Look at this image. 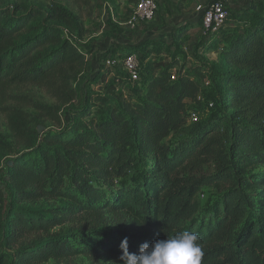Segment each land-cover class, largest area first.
<instances>
[{
    "label": "trees",
    "instance_id": "16d2710c",
    "mask_svg": "<svg viewBox=\"0 0 264 264\" xmlns=\"http://www.w3.org/2000/svg\"><path fill=\"white\" fill-rule=\"evenodd\" d=\"M96 2L0 8V95L38 86L57 103L34 106L54 127L7 159L11 202L42 205L5 213L0 186L2 245L21 244L17 264L78 257L122 264L124 238L128 251L138 253L145 242L195 231L201 264H264V0L233 11L239 27L223 39L217 60L159 59L145 70L138 56L141 80L127 90L109 81V71H97L89 80L100 83L109 110L86 102L68 110L72 122L64 126L61 109L78 99L90 68L86 21H93ZM183 30L175 29L178 40ZM217 40H208L209 47ZM130 53L121 50L117 58ZM121 74L124 86L128 78ZM209 81L218 88V112L193 122L197 111L190 108L202 104ZM179 134L184 139L166 143ZM209 164L216 172L206 176ZM208 186L224 191L203 209L199 194ZM112 223L110 233L99 230ZM67 224L73 227L49 237ZM40 233L44 237L24 242ZM9 263L2 254L0 264Z\"/></svg>",
    "mask_w": 264,
    "mask_h": 264
},
{
    "label": "rangeland",
    "instance_id": "374dc122",
    "mask_svg": "<svg viewBox=\"0 0 264 264\" xmlns=\"http://www.w3.org/2000/svg\"><path fill=\"white\" fill-rule=\"evenodd\" d=\"M138 1L139 0H97V9L93 21H86L87 32L85 37V47L90 54L92 53L93 42L97 40V36L93 37V33L100 30V28L104 25L111 28L112 25L110 17H112V14L115 15V11L118 9L125 13L123 20L127 22L133 14ZM214 1L216 0H156L158 11L155 18L149 22H140L134 30L130 29L132 31V36L127 38L132 47H126L120 44L115 47L119 48V50H125L124 52L126 54L129 50L137 54L140 57L145 70H153V63L159 59L171 61L174 57H176L180 62H184L185 59H187L192 64H201L203 60L210 58L217 60L221 42L227 35L232 34L235 30H237V27H239L238 19L235 17L233 11H243L253 5L261 7L262 0H225L226 4L231 8L230 19L218 33L212 36H205L201 20L198 18L197 8L199 6L206 7ZM53 3L64 6H72L73 0H0V8L13 9L17 6H25L29 8L47 9V7ZM105 4H108V20L103 18L102 15V8ZM181 26H184V30L182 32L183 34L181 40H178L175 29L177 30V28ZM137 32L139 35L136 34ZM205 38L207 40H205ZM215 38L218 39V46L216 45L212 48L210 45L209 47L208 40L211 41ZM111 58H117L116 51L115 54H112L111 56L107 53H102L97 54V56L94 55L92 58L89 57L90 68L86 74L83 91L80 93L78 99L75 100L69 108L63 107L61 109L60 114L62 115L64 126L72 122V113H69L68 110H72V108L77 109L86 102L93 105L94 108H96V111L100 110L107 112L109 110L108 98L105 96V92L101 90V87H99L100 83L98 85L91 84L89 80L92 75L98 73L97 71L101 70L104 75L107 71H109V81L114 83L119 89L127 90L134 87L133 85H130L127 80H125L124 86L119 84L118 81L119 78L122 77L121 73L124 69L122 67H108L105 63ZM121 59H124V57L122 56ZM95 61L99 63V67L93 66ZM217 95L218 88L216 83L211 81L208 83V86L204 87L200 95L202 104L198 108L191 106L190 109H196L197 116L201 120L212 118L218 112L219 108ZM36 104H45L53 107L57 103L47 91L38 86L29 85L20 88H13L6 90L2 95H0V186L5 192L3 203L5 213H13L15 208L35 210L37 207H41L40 205H42V203H39V205L32 204L17 206L11 202V190L9 183L6 180L5 167L7 159L22 152L23 149H26L32 142L34 143L35 138L43 132V129L47 128V130H49L54 127V123L48 119L45 112L40 113L35 109L34 106ZM10 117H12V120ZM184 137L185 135L182 134L172 136L166 143L173 146L181 139H184ZM262 170L263 167H259L255 171L259 172ZM215 172L216 168L213 164L206 165L203 168V174L206 176L214 174ZM223 191V187H204L199 194L200 206L203 209L212 206L215 202L221 199ZM43 205L47 208L58 204L51 203L49 205L43 203ZM108 217L113 219L111 216ZM69 227L73 226L67 224L63 228L52 230L49 237H53L56 233L67 230ZM115 228V224L112 223L109 227L100 226L99 230L103 233H110ZM42 236L44 237L43 233H40L39 235H32L26 238L24 242L31 243L36 240V237ZM1 237L3 236H0V256L2 254H6L10 261L9 264H17L15 252L21 248V244L15 246L13 249H7L4 245H2ZM39 264L115 263L106 257L103 259L78 257L72 258L68 261L50 260Z\"/></svg>",
    "mask_w": 264,
    "mask_h": 264
},
{
    "label": "built area",
    "instance_id": "2783aa9c",
    "mask_svg": "<svg viewBox=\"0 0 264 264\" xmlns=\"http://www.w3.org/2000/svg\"><path fill=\"white\" fill-rule=\"evenodd\" d=\"M157 11L156 0H139L133 14L127 21V26L134 30L140 22L152 21ZM197 12L198 16L201 17L203 33L205 36H212L225 26L230 16V7L225 0H216L206 7L199 6ZM105 64L112 68L122 67L130 83H136L141 80V63L135 53L124 56V59L111 58ZM192 121H199L197 113L192 114Z\"/></svg>",
    "mask_w": 264,
    "mask_h": 264
},
{
    "label": "clouds",
    "instance_id": "9594fccd",
    "mask_svg": "<svg viewBox=\"0 0 264 264\" xmlns=\"http://www.w3.org/2000/svg\"><path fill=\"white\" fill-rule=\"evenodd\" d=\"M200 236L195 231H180L167 239L145 242L138 253L128 251V239L121 242L122 264H201Z\"/></svg>",
    "mask_w": 264,
    "mask_h": 264
},
{
    "label": "crops",
    "instance_id": "0c3cea01",
    "mask_svg": "<svg viewBox=\"0 0 264 264\" xmlns=\"http://www.w3.org/2000/svg\"><path fill=\"white\" fill-rule=\"evenodd\" d=\"M102 10H103V13H102L103 18H106V20H108L109 18L108 4H105ZM118 10L115 11V15L112 14L114 12L111 13L112 14V17H110L111 25H112L111 28L109 26L104 25L103 27L100 28V30L93 33V37L97 36V40L93 42L92 53L90 54L89 57L92 58L94 57V55L97 56V54H102V53L109 54L108 53L109 51H111V53L109 54L110 56L112 54H115V51H116V56H117L121 50H119V48H116L114 45L120 44L122 46H126L128 44L127 37L132 36V31L127 26V22L123 20V16H125V13H123V11L121 10L119 11ZM136 34L139 35L138 32ZM84 44H86V42ZM207 60L212 61L214 59L210 58ZM93 66L99 67V63L95 61L93 63Z\"/></svg>",
    "mask_w": 264,
    "mask_h": 264
}]
</instances>
